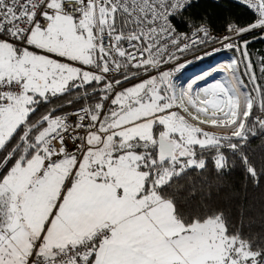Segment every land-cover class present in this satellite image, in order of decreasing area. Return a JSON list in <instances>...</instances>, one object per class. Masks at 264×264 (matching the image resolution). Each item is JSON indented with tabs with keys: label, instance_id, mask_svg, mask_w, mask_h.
<instances>
[{
	"label": "snow or ice",
	"instance_id": "1",
	"mask_svg": "<svg viewBox=\"0 0 264 264\" xmlns=\"http://www.w3.org/2000/svg\"><path fill=\"white\" fill-rule=\"evenodd\" d=\"M197 2L0 0V264H264L194 178L228 150L264 180L243 151L264 132V0H238L254 19L223 36L185 17ZM210 43L235 55L181 80Z\"/></svg>",
	"mask_w": 264,
	"mask_h": 264
},
{
	"label": "trees",
	"instance_id": "2",
	"mask_svg": "<svg viewBox=\"0 0 264 264\" xmlns=\"http://www.w3.org/2000/svg\"><path fill=\"white\" fill-rule=\"evenodd\" d=\"M184 15L198 23L202 18H206L211 27L218 30L226 29V25L232 22L241 27L246 26L254 19L253 13L235 0H198ZM175 23L179 31L189 30L185 24L178 21ZM249 48L254 57L264 55V41H255ZM59 102L54 101V104ZM79 106L74 105L73 108ZM48 107L43 106L34 118L44 114ZM68 110L70 109H65V111ZM253 111L254 115L260 112L258 107ZM243 151L249 161L259 170L264 165V132L257 128L256 136L249 135ZM213 155L214 153L206 156L207 165L203 176L194 173V178L208 181L210 187H206L205 192L210 193L211 206L222 210L229 217L232 230L239 231L242 237L251 240L254 244L264 246V180L261 181L259 187L254 186L245 173L239 157L228 150L224 151L228 166L218 173L214 167ZM241 209H243L242 216Z\"/></svg>",
	"mask_w": 264,
	"mask_h": 264
},
{
	"label": "built area",
	"instance_id": "3",
	"mask_svg": "<svg viewBox=\"0 0 264 264\" xmlns=\"http://www.w3.org/2000/svg\"><path fill=\"white\" fill-rule=\"evenodd\" d=\"M213 1H218V0H213ZM235 1H238V0H235ZM211 29H212V33L215 36H223L226 34L225 29L218 30L212 27ZM184 32H190V29ZM219 48H220V45L218 43H210V44L198 47L197 50L193 52H189L188 55H184L183 58L181 59V63H185V68L182 69V71L179 74H177L178 77L183 81L189 82L191 79H194L195 75L200 76L201 74L208 72L210 70H216L215 68H217V66H220L222 62L226 61L229 57L235 55L234 52L227 51V50H220V51L213 53L212 55H205V53H212L213 49H219ZM214 72L211 73V75H209L207 78H210L213 74L217 73V72L216 73ZM229 77L233 78L232 73H229ZM203 82L204 80L200 81L201 84H203ZM233 84H234V81H233ZM73 109H70L68 111H71ZM257 115H264V114H261L259 112ZM72 119L74 120L75 118L73 117ZM192 122L196 123V121H192ZM199 126L204 128L205 130H210L211 132L227 133V134H231L232 132V131H220V130H216L213 128H205V124H201Z\"/></svg>",
	"mask_w": 264,
	"mask_h": 264
},
{
	"label": "bare ground",
	"instance_id": "4",
	"mask_svg": "<svg viewBox=\"0 0 264 264\" xmlns=\"http://www.w3.org/2000/svg\"><path fill=\"white\" fill-rule=\"evenodd\" d=\"M221 66V65H220ZM220 66H217V68H215L216 70H210L208 72H205L203 74H201L200 76L199 75H195L194 76V79H191L189 82H187L188 84H191L195 81V82H199L200 81H203L205 78H207L209 75H211V73H213L214 71L217 72V69L220 67ZM214 72V73H216ZM233 81H234V84L237 83V80H236V77L233 76ZM185 90H188L187 89V84H185ZM237 91L239 92V87L237 86ZM206 99V97H204L203 95L200 96V100H204ZM246 103V100H245V97L244 95L241 93V105L243 106L244 104ZM201 119H204V117L202 116ZM205 128H213V129H216V130H220V131H233L234 129L230 128V127H223V126H217V127H210L208 125H205Z\"/></svg>",
	"mask_w": 264,
	"mask_h": 264
},
{
	"label": "rangeland",
	"instance_id": "5",
	"mask_svg": "<svg viewBox=\"0 0 264 264\" xmlns=\"http://www.w3.org/2000/svg\"><path fill=\"white\" fill-rule=\"evenodd\" d=\"M205 130V129H204ZM205 131H208V132H211L210 130H205ZM213 133V132H212ZM225 135H230V134H225Z\"/></svg>",
	"mask_w": 264,
	"mask_h": 264
}]
</instances>
